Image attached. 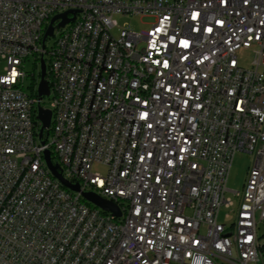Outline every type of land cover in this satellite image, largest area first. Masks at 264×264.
Instances as JSON below:
<instances>
[{"label":"built area","instance_id":"obj_1","mask_svg":"<svg viewBox=\"0 0 264 264\" xmlns=\"http://www.w3.org/2000/svg\"><path fill=\"white\" fill-rule=\"evenodd\" d=\"M65 11L73 19L56 18L42 48ZM117 14L153 21L113 35ZM240 50L252 51L249 67ZM41 55L51 110L42 144V98L28 95L35 76L24 69ZM0 60V264L260 263L264 0H0ZM45 149L121 216L64 188ZM238 151L253 160L235 204L225 195Z\"/></svg>","mask_w":264,"mask_h":264},{"label":"rangeland","instance_id":"obj_2","mask_svg":"<svg viewBox=\"0 0 264 264\" xmlns=\"http://www.w3.org/2000/svg\"><path fill=\"white\" fill-rule=\"evenodd\" d=\"M113 18L116 21V24L118 25L112 29L113 35L118 34V30L120 27H126L132 30H137V31L145 30L150 26V23L153 21V17L140 15V14H137V15L117 14V15H114ZM52 40H53V37L47 38L46 45H45L46 48L50 46ZM237 57H238V61L243 66L249 67L250 62L252 60V51L251 50H240L237 53ZM45 58H47V56H45ZM34 63H35L34 59L30 57L29 59L25 61L24 69L29 74L33 72L35 76V80H37L39 66H38V63L36 64V66L34 65ZM4 66H5V61L0 60V73L3 72ZM30 78L31 77L28 76L25 79V84H29L31 82ZM25 90L28 92L29 88L28 89L25 88ZM48 101H49V98L47 96L42 98V105L45 108H48L49 106ZM252 160H253V156L250 153H246V152L238 151L233 156L232 164H231L230 171L228 174V179L226 182V187L230 191L226 192L225 197L228 199H231L235 204L237 202V199L235 195L232 193V191H241L243 183L246 178L247 170L249 166L251 165ZM92 171L98 173L101 176H104L106 174L107 168L104 165L94 163L92 166ZM234 207L235 205L233 206V208ZM229 211H230V208H225V207L220 208V212L218 216L219 222H227V219L225 218V214ZM258 234L261 236L260 237L261 243H263L264 242V226H261L259 228ZM259 264H264V253L260 259Z\"/></svg>","mask_w":264,"mask_h":264},{"label":"water","instance_id":"obj_3","mask_svg":"<svg viewBox=\"0 0 264 264\" xmlns=\"http://www.w3.org/2000/svg\"><path fill=\"white\" fill-rule=\"evenodd\" d=\"M68 12H73V11H65L51 18L48 24V27L42 38V43H41L42 48L44 47L47 38L52 36V33H53L52 24L56 18H61V20L58 22L59 26H64L65 23L73 19V18L68 19L66 17ZM46 74H47L46 63H45L43 56L41 55L39 57V75H38V81L36 84V96L38 99L46 97L50 93V88H49L48 80L46 78ZM35 110H36V119L39 123L37 137L40 143L42 144L44 140L47 138L48 133H49L50 122H51V110L49 108L43 107L40 103H36ZM42 156H43L44 164L46 168L48 169L49 173L64 188H66L67 190L73 193H80L83 200H85L87 203L103 211L110 212L116 217L121 216V210L116 203L103 198L102 196L98 195L94 191H82L80 189V185L78 182H70L68 179H66L63 176L62 169L59 167L58 163L52 160L50 151L48 149H45L42 152Z\"/></svg>","mask_w":264,"mask_h":264},{"label":"trees","instance_id":"obj_4","mask_svg":"<svg viewBox=\"0 0 264 264\" xmlns=\"http://www.w3.org/2000/svg\"><path fill=\"white\" fill-rule=\"evenodd\" d=\"M37 80H35V78H33V81L31 82L30 86L28 87L29 88V91H28V95L29 96H36V82ZM34 116L36 117V115L34 114ZM35 124L37 125V127H39V123L35 121Z\"/></svg>","mask_w":264,"mask_h":264}]
</instances>
